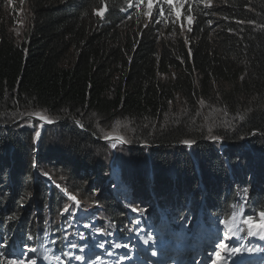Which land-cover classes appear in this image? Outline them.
I'll return each mask as SVG.
<instances>
[{"label":"trees","instance_id":"obj_1","mask_svg":"<svg viewBox=\"0 0 264 264\" xmlns=\"http://www.w3.org/2000/svg\"><path fill=\"white\" fill-rule=\"evenodd\" d=\"M138 3L0 0V258L5 264L22 245L34 248L41 239L53 254H80L65 249L56 222L54 233L39 234L57 221L64 198L58 192L47 195L52 184L36 179L29 165L34 158L52 163L50 173L62 175L82 207L102 208L106 220L98 221L100 228L107 226L117 244L134 235L122 205L129 200L152 223L165 213L173 229L191 228L199 210L207 226L217 217L235 216L242 246L244 219H260L264 0H188L179 19L160 1L151 16ZM20 7L28 13V26L18 42L11 28ZM100 8H106L103 18L94 14ZM8 108L62 120L47 127L52 136L39 157L31 138L1 125L16 122L5 114ZM202 109L227 116L225 128L212 133L225 147L211 143L202 130ZM117 121L129 128L120 135L128 155L118 150L116 174L102 140L119 136L110 126ZM184 141L193 143L188 148ZM86 190L96 194L87 197ZM41 208L44 226L33 227ZM88 249L94 251L92 241Z\"/></svg>","mask_w":264,"mask_h":264},{"label":"rangeland","instance_id":"obj_2","mask_svg":"<svg viewBox=\"0 0 264 264\" xmlns=\"http://www.w3.org/2000/svg\"><path fill=\"white\" fill-rule=\"evenodd\" d=\"M163 2V0H154V2ZM188 1V0H187ZM192 1V0H190ZM166 4V3H164ZM167 5V4H166ZM142 6V11L147 9V3L145 0L144 4H140ZM168 6V5H167ZM7 7H10L12 9V4L9 3ZM16 12L14 14L15 19L14 23L11 28L12 35L16 38V40L19 42L24 37L26 31H27V24H28V13L24 7H20L19 9H14ZM3 110V109H1ZM5 110V109H4ZM3 110V111H4ZM7 114L10 118L16 122L14 124H1L2 126H8L10 128L15 129V131H19L20 135H22L23 138H25V135L28 139L31 138V143L33 148L36 149V151L39 157L40 148L42 149L44 145L48 142L47 138H49V133L47 131V127L55 126L62 122V120H56L55 123H45L43 121H40L36 116L34 115H24L19 114V111L17 109H7ZM10 111V112H9ZM227 116L219 114L217 112H211L207 109H202L199 111V120L202 124V130L204 132H207V134H210L209 140L211 143L217 144L218 147H225L222 141L218 139H212V137H215L213 131L220 130L222 128H225L226 122H227ZM12 121V120H11ZM55 121V119H54ZM71 122H74L76 125H78L75 120H71ZM81 124V123H80ZM112 127V132H117L120 135H123L124 133L127 134L129 124L124 122H114L110 124ZM79 128H81L79 126ZM82 129V128H81ZM230 129V128H229ZM83 130V129H82ZM39 131L40 135L37 137L36 132ZM133 134V133H131ZM49 135V136H48ZM130 135V134H129ZM127 135V136H129ZM52 136V135H51ZM108 137H117V136H108ZM115 139H104L102 142L109 145V149L111 150V156L109 158L108 165L110 166H117L120 168L117 158L118 150L122 149L121 151H124L127 155V147L126 144L123 142V144L115 143L113 142ZM29 141V140H28ZM118 141V140H117ZM113 145L120 146L119 148L113 147ZM188 146V145H187ZM191 147V146H190ZM188 146V148H190ZM109 150V151H110ZM124 153V154H125ZM100 155L104 156V152H100ZM45 158V157H44ZM41 159V161L35 160V158L32 160H29V165L31 166L32 170L35 173L36 179H40L42 181H46L52 184L51 189H48L47 195L49 191L52 192H58L64 200H61L63 205L61 210V214H59V218L57 221H50V228H47L46 232H39V234H52L53 229L51 228V224L56 222V230L63 232V234L69 235L65 236V243L70 242H78V240H87L86 236H89L94 241V245L97 248H100L101 250L98 252H92L89 251V254H83V257H85L84 260L81 261H74L73 264H113L115 260L118 262V264H166L167 261L170 262V264H212V259L214 256V252L216 251L217 244L221 243L223 241L228 249L232 248H238V242L237 239L234 236L235 232V223L232 221V219H229V224L226 227L225 224L221 223V221H225L224 218L217 217L215 219L210 220V227L207 228L203 223V212L201 210L198 211V223L199 227H204L199 230L204 231H198V229H195L192 233H189L191 228H188L187 226H177V229H173L172 226L174 225L170 223L167 218L166 214L160 212V222H151V220H146V217L143 216V212L139 210L138 205H131V201L123 202L122 205L124 206V209L127 211V217L130 220L128 223L130 224V227H132L131 233L134 234L132 237H129L128 240L121 241L119 245H128L127 248L125 247H116L117 243L113 242L115 240L113 234L109 235V238L107 241L112 242L114 246H110L108 248L115 247L116 250H114L113 255H107L108 250H105L104 248L99 247L100 244H103L106 242L105 236H102L103 234H99L97 232V229L100 228L99 220H106V216L102 211V208L98 206L97 204L87 203V208L91 211L85 209L80 204L79 206L76 205V201H72L69 199V196H75L76 200L78 201L77 195L71 193L69 189L65 187L62 180V175L60 173H50L52 170H54L52 163L47 159ZM49 162V163H48ZM51 163V164H50ZM35 165V166H34ZM45 170V171H44ZM49 172V173H48ZM45 173L47 175H45ZM112 173L117 174V169L115 167V171ZM119 177L116 176L114 182V185L117 188V191H121L118 186ZM33 182H31L32 186ZM30 185V183L28 184ZM30 186V187H31ZM49 186V185H48ZM30 193V192H29ZM96 192L91 191L88 192L86 190L85 195L88 197L89 195L94 197ZM84 196V195H83ZM93 199V198H92ZM84 205V204H82ZM35 207V206H34ZM69 209L68 211H64L65 209ZM138 209V211H133L132 209ZM42 210L39 209V213L34 215V222L33 227L42 225L44 226V220H46V213L43 208ZM145 210L146 208H141ZM100 216H99V215ZM44 215V216H43ZM41 216V217H39ZM36 218V219H35ZM38 218V220H37ZM248 218L244 219L242 223V227L244 230V234L246 236V244H254L257 246H264V239L260 238L259 234L255 235H249V227L246 221ZM255 223V227L253 228V231L255 232L260 224L259 220H253ZM87 225V227L85 226ZM195 225V226H196ZM189 226V225H188ZM198 227V228H199ZM42 228V227H41ZM106 226L100 228L105 229ZM229 228L232 230L229 231ZM73 229H75L73 231ZM227 232V239H225V234ZM105 234V233H104ZM106 234H110L106 232ZM136 234H141L139 237ZM148 235L152 236V239L148 243H144V239ZM137 237V238H135ZM141 239V240H140ZM42 243L43 241L39 242L38 247L35 249V252L29 251V248H24L22 245V250L20 249L21 253L19 251H16L12 259L16 260H22L25 262V264H29V261H35V264H71L70 262H66L70 256L67 257H61L59 259H55L53 257H50L47 255L43 249H42ZM83 244V243H81ZM153 252L156 253V255H153ZM172 254V255H171ZM190 254V255H189ZM239 253H236L235 255L230 254V252L224 253V259L222 261V264H233L234 261H236V264L239 263L238 258ZM234 256L236 259L234 261H231V257ZM241 256V255H240ZM99 257L100 259L97 260L95 258ZM74 260V259H72ZM246 262L249 264H257L258 261L252 262L251 257L244 258ZM96 261V262H93Z\"/></svg>","mask_w":264,"mask_h":264},{"label":"snow or ice","instance_id":"obj_3","mask_svg":"<svg viewBox=\"0 0 264 264\" xmlns=\"http://www.w3.org/2000/svg\"><path fill=\"white\" fill-rule=\"evenodd\" d=\"M163 2L166 3L173 12H175L177 19H179L180 16L182 15V12L180 10L184 8L185 3L187 2V0H163ZM208 2L210 4L211 0H208ZM144 3H145V0H139V3L137 4V8H139L140 4H144ZM146 3H147L148 11H146L144 14L147 15V16H151V10H152V8L154 6V0H146ZM128 6L132 7L133 5L130 2ZM207 6L208 5H206V7ZM105 11H106V8L95 9L94 10V14L100 16L101 18H103V15H104ZM189 11H191V8H189ZM159 15H161V16L164 15V8L163 7L160 8ZM185 19L188 21V23H191V21H192V17L191 16H187V17H185ZM209 24H211V21H209ZM185 42L187 43V40ZM29 115H34L40 121H43L45 123H55L56 122V121L52 120L51 118H49L47 115L42 114L41 112L29 113ZM76 123L78 124V126L83 127V125L80 124L79 121H77ZM39 135H40V133H39V131H37L36 132V136L38 137ZM106 139H115V140L120 141L121 143L124 142L123 138L119 137V136H117V137H106ZM212 139H219V138L218 137H212ZM183 143H185L186 145H188L190 147L193 142L192 141H184ZM113 147H115V145H113ZM45 175H47V174L45 173ZM69 199L72 200V201H76V205L79 206V202L76 200L75 196H69ZM68 210L69 209L66 208L64 211H68ZM132 210L133 211H138V209H135V208H133ZM259 217H260V224H259V226H258V228L256 229L255 232L253 231V228L255 227V223L252 220V218H248V220L246 221V223L248 224V227H249L248 234L249 235L259 234L260 238L264 239V211H261L259 213ZM9 219H13V218L9 217ZM231 219L234 222L235 216H233ZM221 223L225 224L226 227H227L228 224H229V221H221ZM85 226L87 227V225H85ZM231 230L232 229L229 228V231H231ZM151 239H152V236L148 235L146 237V239H144L143 242L144 243H148ZM225 239H227V232L225 234ZM115 246L116 247H125V248L128 247V245H126V244L125 245L117 244ZM73 247H75V245H73ZM99 247L103 248V244H100ZM242 250H245V249H242V248L228 249L226 244L223 241H221V243L217 244V246H216V251L214 252V256H213V259H212V264H222L225 252H230V254L235 255L236 253H239ZM30 251L35 252V249H31ZM246 251L252 252V251H254V249L248 248V249H246ZM153 255H156V253L153 252ZM75 259L78 260V261H81V260H84L85 257L76 256ZM96 259L99 260L100 258L97 257ZM0 264H5V258H0ZM6 264H25V262L22 261V260L6 258ZM29 264H35V261H29Z\"/></svg>","mask_w":264,"mask_h":264},{"label":"water","instance_id":"obj_4","mask_svg":"<svg viewBox=\"0 0 264 264\" xmlns=\"http://www.w3.org/2000/svg\"><path fill=\"white\" fill-rule=\"evenodd\" d=\"M113 142L119 143V144H123V143H121L120 141H117V140H114Z\"/></svg>","mask_w":264,"mask_h":264},{"label":"bare ground","instance_id":"obj_5","mask_svg":"<svg viewBox=\"0 0 264 264\" xmlns=\"http://www.w3.org/2000/svg\"><path fill=\"white\" fill-rule=\"evenodd\" d=\"M190 255V254H189ZM185 264H187V263H185Z\"/></svg>","mask_w":264,"mask_h":264}]
</instances>
